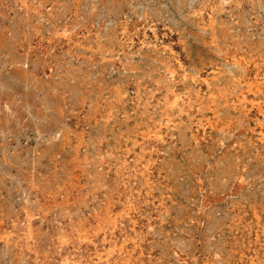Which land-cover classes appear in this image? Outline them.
<instances>
[{
  "label": "rangeland",
  "instance_id": "rangeland-1",
  "mask_svg": "<svg viewBox=\"0 0 264 264\" xmlns=\"http://www.w3.org/2000/svg\"><path fill=\"white\" fill-rule=\"evenodd\" d=\"M0 264H264V0H0Z\"/></svg>",
  "mask_w": 264,
  "mask_h": 264
}]
</instances>
